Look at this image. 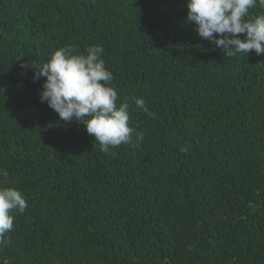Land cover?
Here are the masks:
<instances>
[{
    "label": "trees",
    "instance_id": "1",
    "mask_svg": "<svg viewBox=\"0 0 264 264\" xmlns=\"http://www.w3.org/2000/svg\"><path fill=\"white\" fill-rule=\"evenodd\" d=\"M186 13V0H0V169L28 203L0 264H264V54L227 57ZM66 45L105 49L142 142L101 152L39 100L31 64Z\"/></svg>",
    "mask_w": 264,
    "mask_h": 264
},
{
    "label": "clouds",
    "instance_id": "2",
    "mask_svg": "<svg viewBox=\"0 0 264 264\" xmlns=\"http://www.w3.org/2000/svg\"><path fill=\"white\" fill-rule=\"evenodd\" d=\"M186 8V23L194 24L196 33L227 57L264 54V0H186ZM257 8L261 11L253 15ZM104 51L100 45L83 51L66 45L31 67L34 80L44 78L39 100L54 110L59 120L83 124L101 152L115 155L111 149L133 143V133L136 141L142 142L144 133L130 126L128 102L118 103V91L111 83L113 74L102 58ZM134 103L149 113L143 98H134ZM8 175L6 169H0V245L13 230V212L22 214L28 207L25 194L9 186Z\"/></svg>",
    "mask_w": 264,
    "mask_h": 264
}]
</instances>
